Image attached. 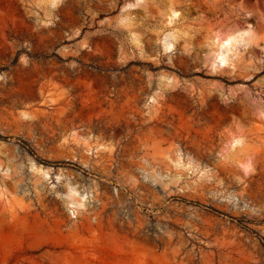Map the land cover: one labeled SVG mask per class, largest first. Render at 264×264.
Instances as JSON below:
<instances>
[{
    "label": "rangeland",
    "instance_id": "rangeland-1",
    "mask_svg": "<svg viewBox=\"0 0 264 264\" xmlns=\"http://www.w3.org/2000/svg\"><path fill=\"white\" fill-rule=\"evenodd\" d=\"M0 135V264H264V0H0Z\"/></svg>",
    "mask_w": 264,
    "mask_h": 264
},
{
    "label": "bare ground",
    "instance_id": "bare-ground-1",
    "mask_svg": "<svg viewBox=\"0 0 264 264\" xmlns=\"http://www.w3.org/2000/svg\"><path fill=\"white\" fill-rule=\"evenodd\" d=\"M220 53H221V52H220ZM218 56H219V55H218ZM220 56H221V55H220ZM219 61H220V60H219ZM222 62H223V63H226L225 59L222 58Z\"/></svg>",
    "mask_w": 264,
    "mask_h": 264
},
{
    "label": "trees",
    "instance_id": "trees-1",
    "mask_svg": "<svg viewBox=\"0 0 264 264\" xmlns=\"http://www.w3.org/2000/svg\"><path fill=\"white\" fill-rule=\"evenodd\" d=\"M0 138H1V139H4L5 137L0 135Z\"/></svg>",
    "mask_w": 264,
    "mask_h": 264
}]
</instances>
